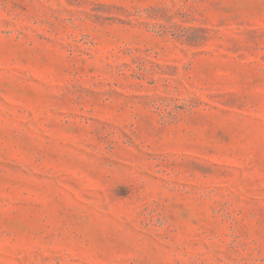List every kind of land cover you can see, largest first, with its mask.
I'll return each instance as SVG.
<instances>
[{
    "label": "rangeland",
    "instance_id": "rangeland-1",
    "mask_svg": "<svg viewBox=\"0 0 264 264\" xmlns=\"http://www.w3.org/2000/svg\"><path fill=\"white\" fill-rule=\"evenodd\" d=\"M0 264H264V0H0Z\"/></svg>",
    "mask_w": 264,
    "mask_h": 264
}]
</instances>
